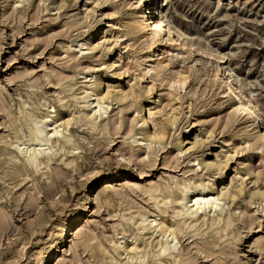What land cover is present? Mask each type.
Wrapping results in <instances>:
<instances>
[{"label":"rangeland","instance_id":"1","mask_svg":"<svg viewBox=\"0 0 264 264\" xmlns=\"http://www.w3.org/2000/svg\"><path fill=\"white\" fill-rule=\"evenodd\" d=\"M153 4L185 40L160 35L148 70L137 0H0V264H264V0ZM46 118L62 134L32 153ZM188 182L221 208L178 215Z\"/></svg>","mask_w":264,"mask_h":264},{"label":"bare ground","instance_id":"2","mask_svg":"<svg viewBox=\"0 0 264 264\" xmlns=\"http://www.w3.org/2000/svg\"><path fill=\"white\" fill-rule=\"evenodd\" d=\"M138 3L141 4L140 10H137L134 17L135 27L139 32H148L147 38H149L148 43L150 44L151 50L153 54L147 59L146 68L148 70L151 69V61L156 55V39L162 35L166 36L162 40H166L170 46L177 45L180 41L185 40V34L177 29L174 25L170 24L168 19L166 18L162 9L154 6V0H137ZM158 3V2H157ZM176 36V37H174ZM82 40L78 41V46L80 50L84 49L81 46L85 45ZM182 44V43H181ZM188 44V43H187ZM77 46V47H78ZM221 61V60H220ZM222 66V64H221ZM218 77L224 79L226 84V88L224 92L227 95H232L236 99V105L234 107L235 112H241L246 118L259 119L257 110L253 105L250 98L241 90L239 84L234 80L232 76V72L229 68L223 64L218 72ZM184 81V80H183ZM181 83V82H180ZM183 83V82H182ZM184 84V83H183ZM91 111L96 114V118L101 112H105L108 108V104L104 100V96L100 95L97 92H93L91 94ZM147 105L142 107L141 116H142V125H147L150 121V115L154 113L148 110ZM63 122H58L51 118H46L43 120V124L41 126H35L34 131L35 136L34 140L36 141V145L38 148L32 149V153L36 151L39 152V149L44 146L52 137H57L62 134V126ZM149 136H152L149 135ZM260 138H264V133L260 135ZM26 151H31V149L26 148ZM217 185L214 184L212 189L206 188L203 184L193 185L188 182L187 184L181 187L182 190V198H181V210L178 215H181L185 218H192L198 214L204 213L206 210L215 212L216 210L221 208L222 203V195L223 192H218L215 189ZM149 220V219H148ZM149 224L153 225L154 229H159L164 233H168L170 236V240L166 237L164 242L162 251L166 252L175 248V244H172L173 241L177 242V239L174 235L173 229L169 226L163 224L160 221L158 216L151 217L149 220ZM176 239V240H175ZM123 240V239H122ZM121 240V241H122ZM120 241V240H119ZM121 244L122 242H118ZM125 247V244L122 245ZM177 247V246H176ZM161 253V252H160ZM52 257V252L47 255L48 261Z\"/></svg>","mask_w":264,"mask_h":264}]
</instances>
